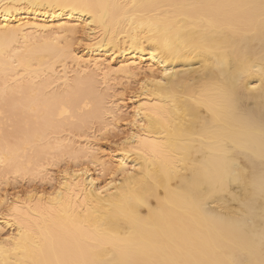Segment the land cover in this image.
<instances>
[{
  "label": "bare ground",
  "instance_id": "bare-ground-1",
  "mask_svg": "<svg viewBox=\"0 0 264 264\" xmlns=\"http://www.w3.org/2000/svg\"><path fill=\"white\" fill-rule=\"evenodd\" d=\"M140 75L113 167L61 138ZM0 114V180L75 160L0 193V264H264V0H0Z\"/></svg>",
  "mask_w": 264,
  "mask_h": 264
},
{
  "label": "rangeland",
  "instance_id": "rangeland-1",
  "mask_svg": "<svg viewBox=\"0 0 264 264\" xmlns=\"http://www.w3.org/2000/svg\"><path fill=\"white\" fill-rule=\"evenodd\" d=\"M82 45L77 46V47L81 48ZM58 67L59 69L57 70L60 71L61 70L60 65H58ZM141 77L142 75H140L139 78L137 77L138 79L134 78L130 80H127V79L125 80V79L117 78L115 82L113 80L108 85V89L110 87L109 89L110 91L108 90L109 94L106 92L107 91L106 87H105L106 89H104V86H99V89H101L100 91L106 90L104 92H106L109 95L108 97L109 99H107V105H106L107 107L110 106L108 101H111L114 99H115V104L116 103L119 104L120 108L122 109L121 110V116H122L121 122L119 121L116 124H111V117L106 116L104 122L95 121L88 128L82 130L81 133L74 132V133L69 134V132H62L61 138L68 137L69 139L73 141H77V142L79 141L80 144H85L83 143V141L90 138L93 143V146L95 147L94 149H97L100 155L103 157L102 160L109 163L110 166L113 165L114 163L113 161L116 160L113 152L116 150L117 145L121 144L124 137L128 136L127 133H130L131 128H132L131 124H129L131 122L130 119L132 118L133 109L135 107V101L132 99V97L136 96L135 94L138 93V90L140 88V83L138 84V80ZM110 96H114V99L110 98ZM5 117L6 115L0 114V120L2 121L0 122H1V125L3 124L1 127L2 128L4 127L3 130L5 131H6L5 128H8L7 131H9L12 128H10L11 126L9 127L8 121H5L7 120ZM107 124H109V127L107 129H103V127ZM53 151L54 150H52L51 152L49 151L47 156L43 157L44 161L42 162L40 161L38 168H36L37 171L40 170L39 173L34 172L35 174L33 173V175H26V176H19V177L18 176L15 177L14 175H9L8 177H6L7 180L1 179L0 180L1 182L0 183V193L4 194V192H6L5 194H7L10 198H12L16 195L17 192L23 193L27 191L31 186L36 187L39 190L43 189L49 192L54 186L57 185V183L59 182L58 180L61 179L60 177H61V172L63 171V169L67 166H74V161H75L74 157H71L66 151L63 152L60 150H56L54 151V153ZM55 153L56 155H54ZM57 154H59L60 156H58ZM49 155L50 157H48ZM78 161L79 163H82L83 165L91 169L95 175H98V176L106 175L103 171L104 167L101 166V164L99 163L93 164L91 162H88L89 160L80 159V158L78 159ZM40 165H42V167Z\"/></svg>",
  "mask_w": 264,
  "mask_h": 264
}]
</instances>
